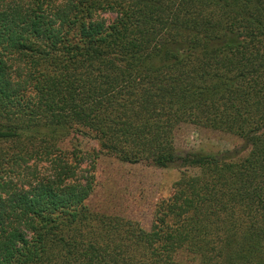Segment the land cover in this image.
Instances as JSON below:
<instances>
[{"label": "trees", "instance_id": "obj_1", "mask_svg": "<svg viewBox=\"0 0 264 264\" xmlns=\"http://www.w3.org/2000/svg\"><path fill=\"white\" fill-rule=\"evenodd\" d=\"M72 135L179 168L148 229L89 205ZM0 264H264V0H0Z\"/></svg>", "mask_w": 264, "mask_h": 264}, {"label": "rangeland", "instance_id": "obj_2", "mask_svg": "<svg viewBox=\"0 0 264 264\" xmlns=\"http://www.w3.org/2000/svg\"><path fill=\"white\" fill-rule=\"evenodd\" d=\"M237 144L231 135L183 125L176 133L175 145L185 150H201L215 154ZM61 147L76 150L82 156L79 171L85 177L94 176L89 205L108 214L119 215L138 222L148 229L156 203L168 197L180 177L177 167L129 164L108 156L95 158L96 143L78 135L68 137Z\"/></svg>", "mask_w": 264, "mask_h": 264}]
</instances>
